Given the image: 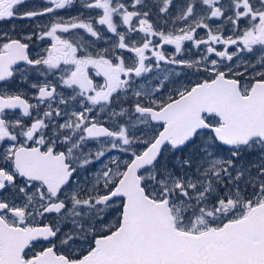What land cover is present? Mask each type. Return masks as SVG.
Listing matches in <instances>:
<instances>
[{
    "label": "snow or ice",
    "instance_id": "6c2138e0",
    "mask_svg": "<svg viewBox=\"0 0 264 264\" xmlns=\"http://www.w3.org/2000/svg\"><path fill=\"white\" fill-rule=\"evenodd\" d=\"M29 2L0 0L30 21L0 28V264H264V0Z\"/></svg>",
    "mask_w": 264,
    "mask_h": 264
},
{
    "label": "flooded vegetation",
    "instance_id": "af4514ba",
    "mask_svg": "<svg viewBox=\"0 0 264 264\" xmlns=\"http://www.w3.org/2000/svg\"><path fill=\"white\" fill-rule=\"evenodd\" d=\"M42 6V0H30L29 4L27 5V7L31 8V7H40ZM61 15H69V14H75L74 11L72 12H66V11H61L60 13ZM30 21L28 20H12L9 22H4V23H0V28H3L5 30L11 28V26L13 24H15L17 29H24V30H28V25H29ZM171 48V46H169ZM185 82H187L185 80Z\"/></svg>",
    "mask_w": 264,
    "mask_h": 264
},
{
    "label": "rangeland",
    "instance_id": "374dc122",
    "mask_svg": "<svg viewBox=\"0 0 264 264\" xmlns=\"http://www.w3.org/2000/svg\"><path fill=\"white\" fill-rule=\"evenodd\" d=\"M189 78L192 79V80H195V79H196L195 76H191V77H189Z\"/></svg>",
    "mask_w": 264,
    "mask_h": 264
}]
</instances>
